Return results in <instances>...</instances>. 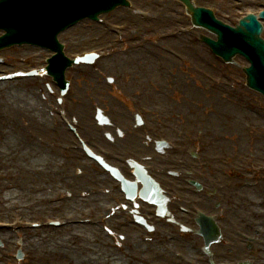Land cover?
Returning a JSON list of instances; mask_svg holds the SVG:
<instances>
[{
  "label": "rangeland",
  "instance_id": "374dc122",
  "mask_svg": "<svg viewBox=\"0 0 264 264\" xmlns=\"http://www.w3.org/2000/svg\"><path fill=\"white\" fill-rule=\"evenodd\" d=\"M140 4H143V1L145 0H135ZM221 4L224 0H220ZM252 2L247 4L245 8L255 9V7L252 6ZM174 7H180L176 4L172 5ZM237 10H244V8H237ZM122 11V10H119ZM118 11V12H119ZM116 12V13H118ZM238 11H234L235 14H237ZM240 12V11H239ZM119 16H114L116 19V22L119 23H125V20L119 19ZM128 20V19H127ZM130 21V20H128ZM173 19H165L161 20L160 23H148L146 26H152L153 30H156V32H153V36L150 29H147L145 27L140 28H129V35L130 37H142L145 39V45L142 51H139L136 53L137 57H141V54L145 53L148 54L150 52H153L152 48L155 47L156 44H159V40L154 35H159L160 33L167 30V29H173ZM182 25H189L188 20L184 21ZM145 25V24H143ZM75 31L83 32L86 36L89 38V36H95V32H87L82 27L79 29H76ZM74 31H72L70 34L63 36L62 40L66 41L69 40V38H80V37H74L73 36ZM156 33V34H155ZM146 34L148 36H146ZM199 31H195V33H192L191 35H187L185 37H182V40H185L186 42H191L188 44L189 47H192L193 51H191L187 44L185 46L181 45L176 46L174 43L167 44L164 43L161 47H157V51L159 52L161 56H163L165 59L169 58L170 56L166 54L164 51L166 47H172L174 50L186 54L189 58L194 59V66L191 65H184L176 61L172 58L174 61V64L169 63V65H174V74L175 70L177 69L178 75H174L170 71H160L164 72L162 74V79L157 74L156 64L159 61L164 62V60L159 56H155V58H152L151 62L148 66V69L145 74H141L143 81H147L149 85L153 86V89L150 90L151 95L154 99H152V103L149 104L147 99L145 98L143 101V104L147 106L149 109L152 108L153 110H158V113H155V116H152L151 118L153 120H176V123L179 124L180 120H208L213 125V129L216 133H218L220 140L222 141V144L220 145V148H217V143L220 144L221 142L211 143L209 146L212 148L209 155L213 156H219L221 154V148L224 146L226 151L225 154L230 155L229 152H227V149L229 151H232L233 148H240L241 155L247 154L246 149L249 147L250 152L254 151L257 153V157H253V163H260L264 162V129L261 130L260 133L252 134L251 136L248 134L246 128H242L241 125L245 123L255 125L256 123L253 120H258V124L264 125V101L261 96L247 90L244 86V79L243 75L240 73V70L237 67H230L229 71H227V76L229 77L227 79L228 83H231L234 86L239 87L236 92H234V88H226L223 86L218 87H210L208 81L202 77V72H208L212 77L219 78L220 72L222 71L221 65L219 62L213 60L209 54L208 50L205 47H201V44L197 42L196 36L198 35ZM157 41H155V40ZM195 40V43L192 41ZM187 42V43H188ZM85 43V42H84ZM86 48L89 49L92 48L91 46H87L85 44ZM183 46V47H182ZM84 47V46H82ZM76 48V47H75ZM81 48V46H80ZM23 49H26L23 48ZM23 49H17V48H11L9 50H6L3 52L4 56H7L9 58L18 57V58H24L28 55L30 56L31 51ZM79 49V48H77ZM73 51H75L73 49ZM133 54V53H132ZM120 55V54H118ZM124 57V56H123ZM122 55L117 56L116 58H123ZM159 57V58H158ZM126 60L124 62L119 61V64L124 67L125 69L131 68L133 72L136 73V70L134 69V66L130 60L124 57ZM235 61L241 65H244L245 62L241 59H235ZM212 63L210 66L209 63ZM111 63V61L109 62ZM119 66V65H118ZM117 66V67H118ZM195 67V70H193V67ZM101 69V68H99ZM201 71L199 73L198 71ZM152 71V72H150ZM114 71H107L103 73L101 76L99 74H95L93 76V80L91 83H94L95 87L96 85H99L100 82L103 81L102 85L107 86V83L105 82L106 76L111 75ZM157 74V75H155ZM83 79V86L86 85L85 78L83 77V74H81ZM123 76H126V74ZM127 81V80H126ZM88 82V81H87ZM41 83H39L40 85ZM89 84V82H88ZM6 86L7 88L3 87ZM42 95H38V100L40 101L41 105L35 106V100H33L30 96V93L27 91L28 89L31 90L32 85H30V81L28 79L23 78V80H18L15 82H12L10 80L8 81H2L0 83V198L1 200H4L6 198V195L13 196L14 199H12L13 203H20L22 206L29 205V208L24 213H18L16 211V206L13 207V210L4 213L5 208L0 207V222H6L10 223L15 217L21 218L23 221H32L33 222H41L44 223V221L47 220V218H51L52 216L55 217V215H59L61 213H64L65 211H60L61 208H58L57 204H53L51 207L47 205L48 199L51 198L50 195L47 194V192L50 190V188L47 190V175L45 176L44 169L48 168L52 171V176L54 180H56L60 174V172L57 171V163H62L61 157H51L48 158L46 163H42L43 161V155L46 149H49L47 146V142L50 136H48V132L50 127H52L51 120H48V116L46 114V108L47 106L44 97L45 92L43 85H40ZM126 87H131L129 81L128 85L126 84ZM154 90V91H153ZM155 90H158L156 92ZM246 96H245V95ZM150 95V93H149ZM113 100H111L112 102ZM16 102H22L23 108H17ZM154 102V103H153ZM113 103V102H112ZM147 103V105H146ZM90 105V104H89ZM117 108H122L123 112L126 113L127 108L122 107L121 105L115 104ZM31 108V110L36 111L40 109L43 113V116L45 117V120L41 122L40 120H32L30 117H28L27 111L28 108ZM40 107V108H39ZM101 107V106H100ZM94 109V108H92ZM91 109V110H92ZM161 112V113H160ZM78 113V112H77ZM248 116L250 117H246ZM168 116V118L166 117ZM114 119H120V120H126V114L125 117L121 115V113L115 115L113 117ZM125 118V119H123ZM82 119V118H81ZM83 120V119H82ZM95 122V120H93ZM125 124V121L123 122ZM188 127V125H186ZM43 127H45L46 132L43 130ZM53 128V127H52ZM54 129V128H53ZM189 129V127H188ZM242 129V130H241ZM52 133L56 131L51 130ZM258 132H259V126H258ZM96 133V131H95ZM94 133V134H95ZM33 134L35 137L33 138ZM87 135L91 136V133L89 132ZM97 135V134H96ZM221 135V136H220ZM98 136V135H97ZM204 141H213V137L208 134V136L205 134L203 135ZM224 138V142H223ZM239 141L242 142V144L238 143ZM35 142L36 148L38 151L36 155L42 154L43 150L44 153L37 160L36 164H29L28 160L31 159L32 153L29 152L31 150V147H33V144ZM70 142V141H69ZM185 144H189V140L184 139ZM217 145V146H216ZM250 145V146H249ZM208 149L205 147V152L201 153L200 155H197V158L195 157V161L203 160L207 158ZM214 157V156H213ZM250 157V156H249ZM248 157V158H249ZM42 164V165H41ZM8 171L11 172V174L14 175L15 179H20L19 176H24L25 178L30 176V183L22 185L19 181L12 180L10 175L8 174ZM67 170L64 169V172ZM36 174V175H35ZM6 175V176H4ZM21 176V178H22ZM37 177L36 179H33ZM226 177V176H225ZM224 177V178H225ZM231 181L233 180L230 177H227ZM240 181V180H239ZM237 181V182H239ZM18 184V188H16ZM39 189L40 194L42 195L41 198L44 199L43 204H34L35 197L32 198V193L29 194L26 190H29L30 192L32 189ZM257 190V188H255ZM21 191L23 192L24 199L20 198L19 193ZM35 192H33L34 194ZM264 198V196L262 197ZM255 200L260 199L258 193L255 194ZM264 201V199H263ZM11 201L9 199L6 201V204H10ZM247 206H250V203L247 204ZM85 208V206H82ZM54 209L55 212H54ZM264 209V207L262 208ZM60 211V212H59ZM85 217V216H83ZM86 218V217H85ZM106 222H104V225L101 230H97L95 228H92V231L88 233L87 236V228H70L69 230L65 231H56L52 229H48V231L40 230L34 233L27 234L28 232L25 230L17 232V234L14 235L15 229H23L20 226H16L14 230L10 231V234H13L14 236L10 239V244H7L0 240L1 246H0V264H13L14 258H12L14 254V241L17 240V238L21 239L23 243L25 244L24 251L26 252V256H28V261L30 260V263H27L24 261L21 262V264H101L103 261L111 262L112 264H143L141 262L142 255L145 256L147 252L138 251L132 247L131 241H135V237L138 236L136 234V228L132 226V229L128 230H120V237L117 235L111 236L109 238V233L107 232V235L104 232V227L106 226ZM44 228V225L42 226ZM41 226H39V229ZM108 228V227H107ZM72 229V230H71ZM126 231V232H124ZM133 231V233H131ZM62 232H65L68 234V241L71 242L72 239H70L69 234H77L79 236L78 239L72 240L79 242L78 246H81V240L80 238L87 236V238L84 239V242L89 243L88 241L91 240L93 237H96L98 240H101L103 249H96L94 247H91L90 253L95 254L92 258H84L81 252H78V254L75 253L74 247L76 246H69L65 243H58L54 242L56 241V237H59L60 239H66L67 236L62 235ZM124 232V233H123ZM47 233H50L52 236H46ZM104 233V234H103ZM58 235V236H57ZM128 235L132 236V239H129ZM63 236V237H62ZM232 238H234L233 235H231ZM167 236L165 234H159V236L155 239V243L152 245L153 248H158V243L163 244V240H165ZM187 238H184L186 244L189 245L191 241H196L197 239L194 237H189L186 235ZM36 238H39L36 240ZM30 239V240H27ZM34 239L37 241L36 244L40 241L38 244V249L34 250L32 252V249L34 248L33 245H31L30 249H27L26 244L31 243V240ZM112 240V243H111ZM180 240L179 241H183ZM73 243V242H72ZM182 242H179L178 245H175V247L180 248L179 244ZM191 244V243H190ZM143 245V243H142ZM182 245V244H181ZM62 247L66 248L65 251L71 250L75 255L71 258V261L66 260L65 258V251L62 250ZM132 247V248H131ZM77 248V247H76ZM139 250H142V247H139ZM182 250L189 251L190 248L187 246V248H182ZM136 253L134 256L131 257L132 253ZM142 256V257H141ZM147 256V255H146ZM150 256L146 257L149 259ZM244 257H248V255H244ZM114 259L116 261H114ZM258 262V258H256ZM74 260V261H73ZM157 262H152L151 264H167L164 260L159 258H153ZM114 261V262H113Z\"/></svg>",
  "mask_w": 264,
  "mask_h": 264
},
{
  "label": "bare ground",
  "instance_id": "6f19581e",
  "mask_svg": "<svg viewBox=\"0 0 264 264\" xmlns=\"http://www.w3.org/2000/svg\"><path fill=\"white\" fill-rule=\"evenodd\" d=\"M177 46H180L181 47V45H182V43L181 42H179V43H175ZM202 47V46H201ZM172 64H174V63H172ZM3 87H5V88H7L6 86H3ZM38 90L39 89H37L36 90V93H38ZM16 107L17 108H23V109H25L26 107H22V102H16ZM82 110H86L87 108H88V106L86 105V104H84V103H82V107H80ZM27 112H29V116L33 113V111H31V110H29V108H28V111ZM38 116H40V118L42 117L41 116V113L40 112H38ZM88 117L89 116H85L84 118L86 119V120H88ZM246 117H250V116H248V114H247V116ZM41 122H43V119L42 120H40ZM44 123V122H43ZM43 130L46 132V130L47 129H45V127H43ZM49 133V132H48ZM248 193H253L252 191H247ZM12 196H6V198L7 199H10ZM0 212H1V210H0ZM62 234L63 235H66V233L65 232H62ZM58 236V235H57ZM10 238H11V236L8 234V235H6V236H0V239L1 240H3V242H5V243H7V244H10ZM57 239H56V241H54V242H57V241H60V243H63V245H65V243L66 244H68L69 246H76V247H74V251H75V253L76 254H78V252H81L82 253V255L84 256V258H92L95 254H93V253H90V251H91V247H94V248H96L97 249V247L96 246H94L93 244H91L92 243V241L91 242H89V243H87V242H84V240H83V242H81V246H78L79 244V242H75V241H71V242H69L68 241V239L66 238V239H60L59 237H56ZM73 242V243H72ZM64 251H65V249H63ZM66 253V255H65V258H66V260H68V261H71L70 259L71 258H73L74 256H79V255H75L71 250H69L68 249V251H65ZM74 261V260H73ZM101 264H111V262H108V261H103Z\"/></svg>",
  "mask_w": 264,
  "mask_h": 264
}]
</instances>
